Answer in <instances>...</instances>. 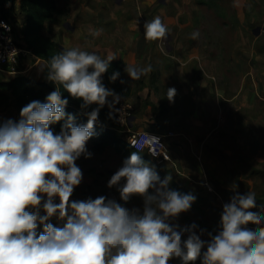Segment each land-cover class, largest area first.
Instances as JSON below:
<instances>
[{"label": "clouds", "instance_id": "9594fccd", "mask_svg": "<svg viewBox=\"0 0 264 264\" xmlns=\"http://www.w3.org/2000/svg\"><path fill=\"white\" fill-rule=\"evenodd\" d=\"M90 31L97 36L101 29ZM165 32L159 15L144 23L145 39ZM198 34L194 31L193 38ZM113 58L80 47L63 48L44 65L47 79L57 87L44 101L23 105L18 119H0V264H170L173 257H180L181 264L197 258L201 264H264V212L251 203L258 199L255 186L247 184L223 203L215 233L195 221L178 222L196 196L171 188L172 174L161 179L137 151H131L107 185L116 186L124 202L141 196L142 210L104 194L70 199L83 179L76 160L92 155L86 144L100 108L120 100L102 83ZM151 67L126 63L125 71L134 80ZM119 76L114 70L109 79ZM58 85L82 98V108L97 105L85 113L86 123H76L66 112L69 100ZM175 93V87L167 88L170 100ZM59 121L63 123L57 132L51 126ZM205 233L207 239L202 238Z\"/></svg>", "mask_w": 264, "mask_h": 264}, {"label": "rangeland", "instance_id": "374dc122", "mask_svg": "<svg viewBox=\"0 0 264 264\" xmlns=\"http://www.w3.org/2000/svg\"><path fill=\"white\" fill-rule=\"evenodd\" d=\"M117 1L113 0L114 4ZM157 1L139 0V18L146 21L152 13L156 16L158 9L160 13L166 9L177 24L174 28L166 26L165 34L146 49L145 55L150 53L152 57L145 59L143 66L150 64L151 70L139 77L131 88L132 95L120 96L111 108L115 112L121 104L129 103L137 117L132 120L133 130L167 135L169 158L162 162L151 158L149 163L155 166L161 179L172 174L171 188L177 184L201 200L182 212L178 222L184 225L195 221L208 231L212 228L217 231L223 203L229 202L240 188L249 184L264 196V0H163L160 5ZM102 9L107 7L103 5ZM159 16L164 24L170 23ZM256 28H260L258 35L254 32ZM194 31L199 33L195 38ZM175 41L180 42L178 52ZM189 52L192 56L183 60ZM175 67L184 68L186 73L174 85L176 93L170 100L167 73ZM124 71L125 68L123 74ZM202 80L214 88L206 90L207 99L203 96L199 102ZM164 107L165 118L160 117ZM19 113L7 106L2 109L0 119H18ZM86 148L92 155L82 154L76 160L83 179L70 199L104 194L130 209L142 210L141 196L134 195L124 202L117 187L107 185L128 156L91 141H87ZM249 221L256 223L257 218L249 217ZM52 222L59 223L55 217ZM202 238L207 239V234ZM170 264H181V258H171ZM196 264H201L199 258Z\"/></svg>", "mask_w": 264, "mask_h": 264}, {"label": "crops", "instance_id": "0c3cea01", "mask_svg": "<svg viewBox=\"0 0 264 264\" xmlns=\"http://www.w3.org/2000/svg\"><path fill=\"white\" fill-rule=\"evenodd\" d=\"M162 1L163 0H158L157 4L160 5ZM114 2L113 0H55L56 7L59 10H63V12L57 16L55 22L45 23L43 33L51 37L63 48L80 47L88 51H95L101 56L110 55L114 57V61H122L123 68L126 67V63L143 66L145 59H151L152 57L150 53L145 55V51L147 48L153 47L157 38L145 39V20L143 17L140 19L138 14L139 6L137 4L139 0H118L115 4ZM128 2L131 3L129 4ZM157 4L153 5L157 7ZM103 5L106 6L107 9L103 10ZM132 6H134L133 9ZM156 7L153 9L157 10L158 8ZM139 11L141 10L139 9ZM147 11L150 10L147 9ZM168 13L166 9L161 13L158 9L156 11V16L161 15L164 17V21L170 20V25H165L167 27L172 25L174 28L177 21L175 18L169 16ZM152 18L153 13L152 17H147L149 20ZM11 19L15 23L16 35L18 38L22 39H18L20 44L25 46L22 28L25 24L26 15L20 10L19 0L16 1ZM90 29H101V31L99 35L94 36ZM181 42H183V40H181ZM179 44L180 42L176 43V52L179 51ZM191 56L189 52L187 55H184L182 59L187 61ZM155 57L157 58V55ZM45 64H47L45 60L31 53L23 60V69L20 73L14 74L8 70L5 71L0 69V79L3 81H10L12 78L23 75L35 81L46 82L49 85V90L47 91V93H49L57 87V84L47 79V68L44 66ZM183 73H186L184 68L178 67L173 68L171 72L167 73L171 87L177 85V81L181 82L182 79L180 75ZM187 73L190 75L189 70ZM123 82L126 87L133 89L137 82H139V78L133 80V78L124 71ZM194 84L192 83L191 88H194ZM197 84L202 85L199 81H197ZM211 88H214L211 84L203 82V85L200 86V95L197 98L199 102H201L202 97L205 96V91ZM195 91L197 92L196 87ZM221 92L223 93L222 90ZM205 99H207L206 96ZM222 100L223 99H220V102ZM220 106H222V104H220ZM135 118L137 119V117ZM166 136L167 135H165V138H167Z\"/></svg>", "mask_w": 264, "mask_h": 264}, {"label": "trees", "instance_id": "16d2710c", "mask_svg": "<svg viewBox=\"0 0 264 264\" xmlns=\"http://www.w3.org/2000/svg\"><path fill=\"white\" fill-rule=\"evenodd\" d=\"M16 1L17 0H0V17L8 19L12 22L11 18ZM19 3L21 12L26 15L25 24L22 28L25 47L31 51L33 55L45 60L48 63V58L60 50H63V47L55 42L51 37L43 33L45 23L55 22L57 20V16L62 13L63 10H59L56 7L55 0H19ZM207 4L211 6L209 3ZM114 70H119L120 76L115 81H112L109 77ZM123 70L122 61L112 60L109 68L103 73L102 83H104L107 88L114 89L120 96L128 97L132 95L133 90L126 87L124 82H122ZM58 86L62 91V97L66 96L69 100L65 109L66 112L72 113L75 116L76 123H86L88 117L85 113L90 111L92 108L97 107V105L93 103L86 108H82V98L72 97L70 93L63 89L62 85ZM48 90L49 85L46 82L35 81L23 75L12 78L10 81H3L0 79V113L2 109L7 106H12L20 112V108L32 99L44 101L46 95L48 94ZM161 112L160 117L165 118L167 116L166 108H162ZM110 113L112 114L110 115ZM98 118L101 120V123L95 122L94 134L88 141L95 142L100 147L110 146L116 152L124 156H129L131 151L139 152L138 150L132 148L125 140L114 132V130L111 129L116 125V117L112 108H110L107 103L100 108ZM62 123L63 121H59L51 127L58 132ZM139 153L145 161H152L148 154H144L145 152ZM172 188L185 193L190 192L185 188H180L177 184H174ZM257 196L258 199L251 203L259 207L261 211L264 212V196L258 193ZM197 201H201L198 196H196V200L192 204L196 205ZM215 231L216 228H212L211 232L215 233ZM196 263L197 260L188 262V264Z\"/></svg>", "mask_w": 264, "mask_h": 264}, {"label": "built area", "instance_id": "2783aa9c", "mask_svg": "<svg viewBox=\"0 0 264 264\" xmlns=\"http://www.w3.org/2000/svg\"><path fill=\"white\" fill-rule=\"evenodd\" d=\"M12 22L0 17V69L8 70L15 74L22 70L23 60L31 54V51L20 44L18 39L21 38L16 35L15 24ZM114 113L116 117V125L114 127H117H112L111 129L132 148L139 152H147L151 158L158 162L169 158L170 153L163 133L132 129L134 108L131 104H121ZM96 123H101V120L98 118Z\"/></svg>", "mask_w": 264, "mask_h": 264}, {"label": "water", "instance_id": "95a60500", "mask_svg": "<svg viewBox=\"0 0 264 264\" xmlns=\"http://www.w3.org/2000/svg\"><path fill=\"white\" fill-rule=\"evenodd\" d=\"M254 32H255V35H258V34L260 33V28H256V29L254 30Z\"/></svg>", "mask_w": 264, "mask_h": 264}]
</instances>
